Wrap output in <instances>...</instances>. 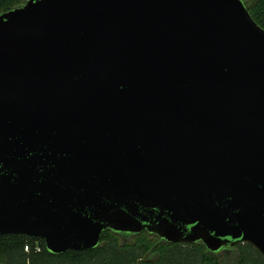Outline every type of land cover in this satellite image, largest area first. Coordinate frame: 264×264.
Listing matches in <instances>:
<instances>
[{
	"label": "water",
	"instance_id": "water-1",
	"mask_svg": "<svg viewBox=\"0 0 264 264\" xmlns=\"http://www.w3.org/2000/svg\"><path fill=\"white\" fill-rule=\"evenodd\" d=\"M264 256V28L244 0H27L0 15V234L105 229Z\"/></svg>",
	"mask_w": 264,
	"mask_h": 264
},
{
	"label": "trees",
	"instance_id": "trees-1",
	"mask_svg": "<svg viewBox=\"0 0 264 264\" xmlns=\"http://www.w3.org/2000/svg\"><path fill=\"white\" fill-rule=\"evenodd\" d=\"M26 1L0 0V15ZM244 1L252 18L264 28V0ZM0 264H264V256L251 243L211 251L202 241L175 243L147 231L127 233L107 228L96 248L61 254L50 252L42 238L0 234Z\"/></svg>",
	"mask_w": 264,
	"mask_h": 264
},
{
	"label": "built area",
	"instance_id": "built-area-1",
	"mask_svg": "<svg viewBox=\"0 0 264 264\" xmlns=\"http://www.w3.org/2000/svg\"><path fill=\"white\" fill-rule=\"evenodd\" d=\"M29 248L28 247H26V250H28Z\"/></svg>",
	"mask_w": 264,
	"mask_h": 264
}]
</instances>
